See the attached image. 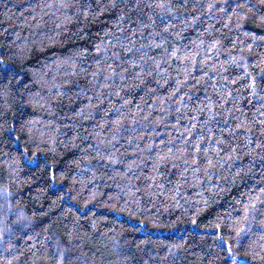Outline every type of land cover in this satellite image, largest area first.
Listing matches in <instances>:
<instances>
[{
	"label": "trees",
	"instance_id": "16d2710c",
	"mask_svg": "<svg viewBox=\"0 0 264 264\" xmlns=\"http://www.w3.org/2000/svg\"><path fill=\"white\" fill-rule=\"evenodd\" d=\"M60 3L0 0V89L23 93L0 94V264H55L58 241H71L77 264H232L229 247L251 264L257 237L238 246L236 229L250 199L264 208V41L245 35H264L258 21L220 12L222 0H172L181 20L167 21L175 26L156 48L160 9L118 23L85 16L80 6L95 0ZM236 117L257 122L250 146Z\"/></svg>",
	"mask_w": 264,
	"mask_h": 264
},
{
	"label": "snow or ice",
	"instance_id": "6c2138e0",
	"mask_svg": "<svg viewBox=\"0 0 264 264\" xmlns=\"http://www.w3.org/2000/svg\"><path fill=\"white\" fill-rule=\"evenodd\" d=\"M180 2V7H187V3L186 0H179ZM48 7H52V5H47ZM72 5L70 3H68V0H61V3L59 4V8L63 9L65 7H71ZM82 11L84 12L85 16H87L88 13H92L93 16H102L105 12L108 13H112L116 15L117 18V22H122L125 18H129L128 17V12H135V13H140L142 12L143 8H148V9H153V8H157L160 9V15L162 17V25H163V32L162 33H157L158 35H160L161 37V43H157L155 44L156 48H160L162 47V44L164 42H166V37L164 36V33H168L170 32V29H172L175 24L174 23H168V20L171 21H180L181 17L179 15H177V13H174L172 11L173 8V4H172V0H160V2H157L155 4L153 3H147L144 2L142 4V0H95V8H93V4L92 3H85L82 4L81 6ZM202 7V5H201ZM217 8L216 4H209L208 5V13L209 15L212 14L213 9ZM220 12L227 14L229 12V10L231 11V13L236 17L237 21L244 19L247 20L249 18V14L251 15L252 19L254 21H258L257 23V27H260L262 30H264V0H255V2H253V0H231V2H229V0H222V3L219 6L218 9ZM148 19L150 21H152V24L155 25V21L152 20V17L149 16ZM200 19V17H193L191 20H188L187 18L183 19V23L185 24V26H190L195 24V22ZM217 20H219L220 18L217 17ZM141 24H143V21L140 22ZM229 23H231V17H229ZM148 25H144V27H147ZM225 27H228V25H225ZM237 27H242V25H240L239 23H237ZM132 35H135V32H132ZM246 36L250 35L251 39L253 42H255L257 39L264 41V35H261L259 37L256 36L255 33H245ZM127 38V37H126ZM120 37H117V40L119 41ZM109 43H111V41H109ZM219 41H215L214 44H219ZM122 47H127L126 45H121ZM97 49V53L100 52V46L97 45L96 46ZM127 51L129 53H131L133 51L132 48H127ZM165 51H168V49H165ZM179 49L173 48L172 50V55L173 57H175L176 52H178ZM249 51H251V47L249 46ZM112 57H117L116 53H112ZM110 57V58H112ZM185 59H189V57H185ZM233 61H235V57H232ZM3 60H0V65H3ZM194 63V61H193ZM134 68H140L139 65L133 63L132 65ZM108 70L111 72V75H103V80L108 82L109 84L111 83H115L114 81V76L116 75V70L114 68H112V65H108ZM157 67H159V65H157ZM21 71H23V69H21ZM125 72H127V69H124ZM143 69H141L139 72L136 73V76L139 77L140 75H142L143 73ZM94 78H99L100 76H102V73L100 71V69H97L96 72H94L93 74ZM250 75V74H248ZM20 76V72H15L12 75L11 79H15L16 77ZM5 78H7V74H5ZM125 77L123 75H121V80H123ZM11 79H9V84H11ZM252 83L250 85V87H252L253 92L252 94L255 96L256 92H255V86H256V78L255 77H251ZM17 84L20 83L19 80L16 81ZM233 83H235V81H233ZM0 94H2L3 96L10 97L12 95H19L21 97V99L23 98V93L20 92H16L14 89L12 91H9L7 88L4 89H0ZM37 95H39L37 93ZM103 93L100 94V96H102ZM109 95H111V93H109ZM230 95V93H229ZM100 96L97 97V99H100ZM117 96H119V93L117 92ZM91 99V98H89ZM260 100L262 102H264V97H260ZM126 103H128L126 101ZM225 103H227L225 101ZM29 104H31V102H29ZM27 105H22L21 107H26ZM7 107H11V105H7ZM139 107V106H138ZM221 107H223V105H221ZM262 107H264V103H262ZM119 112V110H117ZM238 111L241 112V114L243 115V110L242 109H238ZM82 114V113H81ZM262 115H264V112H261ZM123 114L120 113V115L117 117L116 120L113 121V123L115 125H117V131H119V126L121 124V119L120 117ZM237 120H240L239 117H236ZM28 123H34V121H29ZM257 122L255 120H253L251 123H248L246 121H242L240 120V122L236 125V129L237 131H241L242 134L244 136H246L247 139V145L250 146L253 141L251 139V133L253 131V128L255 126ZM225 124H227V121H225ZM259 124L261 126L260 129V138L262 139V141H264V120H260ZM0 127H3V125H0ZM193 127H195V125H193ZM9 131H11V129H8ZM209 132H211V129H208ZM20 138L17 137V140H19ZM201 139H203V137H201ZM217 145L223 143L222 140H218L215 142ZM257 147H264V142L260 143L257 145ZM196 151L199 152L201 151V146L199 144H197L195 146ZM97 152H99V149H96ZM207 151V149H205V152ZM249 154H251V151L249 152ZM101 160L104 159L103 156L100 157ZM111 160V157H110ZM261 160L264 161V157H261ZM111 162L113 163H119V160H111ZM207 163L209 165H211V160H208ZM37 166H39L37 164ZM150 179H152L150 177ZM262 193H264V188H262L260 190ZM10 195L9 193H5V196ZM256 200L261 204L264 205V198H261L260 196L256 197ZM243 221L245 223V227H240L238 229H236V235H237V239H236V243L238 246L243 247L244 244V240L246 237H248L249 235L251 236H256L257 239L253 240L251 243L248 244V250L245 251V256L246 257H250L251 259V264H256V262L258 261L259 264H264V218H258L256 213H259L260 217H264V208H257L256 203H253L252 200L250 199L243 208ZM253 225H255V228L253 227ZM0 239H2V236H0ZM222 239V238H221ZM33 247H35V245H33ZM8 251H11V249H8ZM229 256L233 257L232 259V264H236L233 252L231 247H229L227 249ZM47 254V250L45 253H41L39 256L37 255V252H33L32 256L39 259L42 258L43 255ZM52 258L55 262V264H77V262L79 261V258L74 257L73 254V247L71 246V241H69L67 246H63L59 241L57 242V246H56V251L51 253ZM161 260H166L167 256H162L160 257ZM7 264H12L11 260L7 261ZM245 264H249V261L246 259L245 260Z\"/></svg>",
	"mask_w": 264,
	"mask_h": 264
}]
</instances>
